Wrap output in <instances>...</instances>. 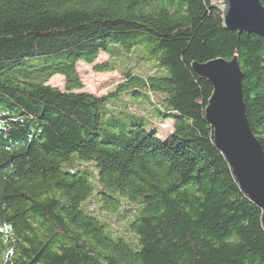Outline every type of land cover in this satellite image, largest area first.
Listing matches in <instances>:
<instances>
[{"label": "trees", "instance_id": "1", "mask_svg": "<svg viewBox=\"0 0 264 264\" xmlns=\"http://www.w3.org/2000/svg\"><path fill=\"white\" fill-rule=\"evenodd\" d=\"M215 5L0 0V264H264L262 211L215 145L213 88L192 69L238 58L264 152V36L227 31ZM137 49L165 72L127 70L119 89L164 96V141L83 92L79 63ZM55 76L64 90L48 85ZM130 217L133 237L112 230Z\"/></svg>", "mask_w": 264, "mask_h": 264}, {"label": "water", "instance_id": "2", "mask_svg": "<svg viewBox=\"0 0 264 264\" xmlns=\"http://www.w3.org/2000/svg\"><path fill=\"white\" fill-rule=\"evenodd\" d=\"M227 31L264 36L262 0H215ZM193 71L213 88L205 109L217 149L226 157L241 191L262 211L264 228V152L248 122L238 58L193 63Z\"/></svg>", "mask_w": 264, "mask_h": 264}, {"label": "rangeland", "instance_id": "3", "mask_svg": "<svg viewBox=\"0 0 264 264\" xmlns=\"http://www.w3.org/2000/svg\"><path fill=\"white\" fill-rule=\"evenodd\" d=\"M155 60L154 55H145L138 49L123 52L120 55L102 52L93 65L79 63L77 71L84 85V93L105 98L108 117H115L122 122H129L131 119L140 120L146 131L159 132L164 141L173 129L172 123L163 120L157 113V110L163 107L161 100L164 96L152 93L147 88L132 85L119 89L122 84H129L123 75L127 70L132 76L144 79L152 75L164 74V70L157 69ZM48 85L64 90L65 79L62 76H55ZM90 201V209L100 214L97 201L95 199ZM119 212L121 213L122 210ZM117 216L116 214L108 215V221L113 222ZM131 219L132 217L121 221L118 225L112 224V230L122 236L133 237L128 226Z\"/></svg>", "mask_w": 264, "mask_h": 264}]
</instances>
